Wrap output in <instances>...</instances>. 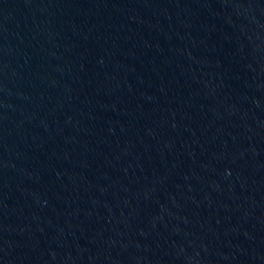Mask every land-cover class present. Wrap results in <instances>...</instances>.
Listing matches in <instances>:
<instances>
[{
    "label": "water",
    "instance_id": "95a60500",
    "mask_svg": "<svg viewBox=\"0 0 264 264\" xmlns=\"http://www.w3.org/2000/svg\"><path fill=\"white\" fill-rule=\"evenodd\" d=\"M264 217V0H0V264H238Z\"/></svg>",
    "mask_w": 264,
    "mask_h": 264
}]
</instances>
